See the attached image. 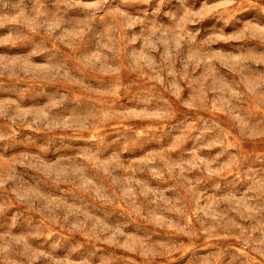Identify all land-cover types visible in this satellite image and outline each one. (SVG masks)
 <instances>
[{"label":"clouds","instance_id":"1","mask_svg":"<svg viewBox=\"0 0 264 264\" xmlns=\"http://www.w3.org/2000/svg\"><path fill=\"white\" fill-rule=\"evenodd\" d=\"M0 264H264V0H0Z\"/></svg>","mask_w":264,"mask_h":264}]
</instances>
